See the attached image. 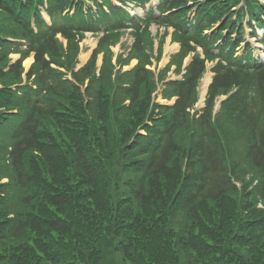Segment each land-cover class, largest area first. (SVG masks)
<instances>
[{
    "label": "trees",
    "instance_id": "obj_1",
    "mask_svg": "<svg viewBox=\"0 0 264 264\" xmlns=\"http://www.w3.org/2000/svg\"><path fill=\"white\" fill-rule=\"evenodd\" d=\"M151 1L0 0V264H264V4Z\"/></svg>",
    "mask_w": 264,
    "mask_h": 264
},
{
    "label": "rangeland",
    "instance_id": "obj_2",
    "mask_svg": "<svg viewBox=\"0 0 264 264\" xmlns=\"http://www.w3.org/2000/svg\"><path fill=\"white\" fill-rule=\"evenodd\" d=\"M131 7H133V4L130 5ZM134 12H138L140 14L144 13V11L141 9V8H136V11ZM158 30V26L156 25H153V31L154 33L156 34ZM250 33V30L248 31ZM260 33L262 34L263 33V30H260ZM262 37V36H260ZM132 38H130L131 40ZM253 44L254 46L256 47V50H255V53H256V56L259 57L261 56L264 60V44L262 41L257 40L256 38H253V39H249ZM97 41H98V38H96L95 36H88L86 40L83 41L82 43V46L84 48L83 52L81 53L82 54H85L87 52H92V49L96 46L97 44ZM179 46H177V43H171V39L170 37H168L167 39V43L165 45V55H164V59H163V62H166L169 58H170V55L172 53H175L177 50H178ZM116 51H119V47L116 48ZM15 57V56H14ZM83 61L81 60V56H80V64L82 63ZM134 62V61H133ZM80 66V65H79ZM213 67V63H209V68H208V72L206 74V76L208 74H212L211 72V68ZM171 76H175L173 73H171ZM204 80V79H203ZM202 80V82H203ZM203 85V84H202ZM202 85L200 87V97H201V89H202ZM201 99V98H200ZM159 101H162L161 98L158 99ZM205 106V104H201V102H199L198 104V107H203Z\"/></svg>",
    "mask_w": 264,
    "mask_h": 264
},
{
    "label": "bare ground",
    "instance_id": "obj_3",
    "mask_svg": "<svg viewBox=\"0 0 264 264\" xmlns=\"http://www.w3.org/2000/svg\"><path fill=\"white\" fill-rule=\"evenodd\" d=\"M177 46H179V44H177ZM91 53L90 52H87L85 54H82L81 55V60L83 61L82 63H86L87 60L89 59ZM34 61V58L31 57L29 59H27L25 61V65L27 67H29L31 65V63ZM134 63H136V61H134ZM212 77L213 75L212 74H208L205 79H204V83H203V86H202V89H201V103L204 104V101H205V97H206V94H207V90H208V86L209 84L211 83L212 81Z\"/></svg>",
    "mask_w": 264,
    "mask_h": 264
}]
</instances>
